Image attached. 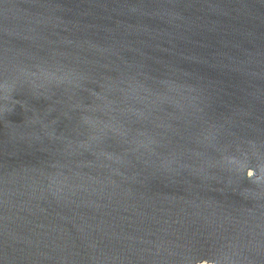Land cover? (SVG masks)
<instances>
[{
	"label": "water",
	"instance_id": "water-1",
	"mask_svg": "<svg viewBox=\"0 0 264 264\" xmlns=\"http://www.w3.org/2000/svg\"><path fill=\"white\" fill-rule=\"evenodd\" d=\"M262 168L264 0H0V264H264Z\"/></svg>",
	"mask_w": 264,
	"mask_h": 264
},
{
	"label": "clouds",
	"instance_id": "clouds-1",
	"mask_svg": "<svg viewBox=\"0 0 264 264\" xmlns=\"http://www.w3.org/2000/svg\"><path fill=\"white\" fill-rule=\"evenodd\" d=\"M249 172H251V175H248ZM261 172H262V174H264V168L261 169ZM255 175H256L255 170H253V169H251V168H249V169L247 170V177H248V178L251 179V178H253ZM257 179H259V178H257Z\"/></svg>",
	"mask_w": 264,
	"mask_h": 264
},
{
	"label": "bare ground",
	"instance_id": "bare-ground-1",
	"mask_svg": "<svg viewBox=\"0 0 264 264\" xmlns=\"http://www.w3.org/2000/svg\"><path fill=\"white\" fill-rule=\"evenodd\" d=\"M248 175H251V172H249ZM197 264H212V263L200 262V263H197Z\"/></svg>",
	"mask_w": 264,
	"mask_h": 264
}]
</instances>
